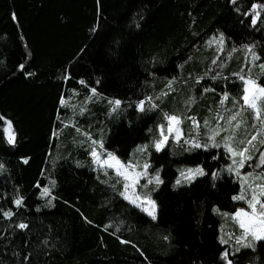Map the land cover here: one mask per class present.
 Instances as JSON below:
<instances>
[{"label": "trees", "instance_id": "16d2710c", "mask_svg": "<svg viewBox=\"0 0 264 264\" xmlns=\"http://www.w3.org/2000/svg\"><path fill=\"white\" fill-rule=\"evenodd\" d=\"M252 2L237 0L233 6L230 0H100L98 5L97 0H0V116L13 122L17 140L15 145L7 143L0 120V209L15 213L10 219L0 214V264H222L219 253L227 246L219 243L222 219L213 208L234 212L244 206L232 200L240 191L234 174L222 171L215 180L211 176L229 161L222 148L188 152L189 145L170 142L161 153L152 150L151 162L164 180L152 193L159 206L152 219L102 183L108 177L91 165L89 145L80 143L86 139L83 131L95 138L102 133L105 148L126 161L136 145L157 134L165 112L196 116L201 124L206 116L211 119L223 91L241 94L242 85L231 76L246 67L241 46L254 42L258 52L264 49V23L252 28L243 16ZM234 7H241V13ZM219 32L227 38L226 48L237 51L230 59L227 52L220 54L226 67L213 65V74L223 75L216 80L205 76L196 85L215 91L198 97L194 77L207 70L216 55V45L206 42ZM261 56L257 63L264 62V52ZM172 77L178 81L169 91L166 85ZM80 79L103 94V102L94 100L84 115L59 104V97L69 86H79ZM193 94L197 102L186 107L184 101ZM146 96L159 107L141 113L135 104ZM115 98L124 104L109 114L108 101ZM226 107H232L230 100ZM252 117L249 113L244 137L255 131ZM182 127L187 133L191 122L185 120ZM53 132L60 134L59 144ZM218 153L220 158L213 160ZM22 157L28 158L27 164ZM196 164H203L208 175L173 188L179 167ZM109 175L110 183L115 182L111 170ZM50 178L56 187L48 206L50 197L40 196L37 181L42 187ZM17 194L25 197L20 208L12 203ZM20 222L28 227L18 228ZM237 259L239 264H264V245L257 242L255 250L242 249Z\"/></svg>", "mask_w": 264, "mask_h": 264}, {"label": "snow or ice", "instance_id": "6c2138e0", "mask_svg": "<svg viewBox=\"0 0 264 264\" xmlns=\"http://www.w3.org/2000/svg\"><path fill=\"white\" fill-rule=\"evenodd\" d=\"M230 2L233 6L237 4V0H230ZM99 3L100 0H97L98 5ZM234 10L237 13H241V7H234ZM262 13H264V3L253 0L250 7L243 12V16L250 19V27L256 28L258 23H264V15ZM13 17L15 18V13H13ZM134 23L135 27H140L139 22L134 21ZM240 23L243 24L244 21H240ZM98 27L99 25L94 26L91 31L96 32ZM226 40L224 32H219L218 35L214 34L206 42L209 47L213 44L216 45V55L211 60L208 69L194 77L195 83H199L205 76L211 75V79L216 80L223 75L222 71H215L213 74V65L221 70L224 69L226 61L222 60L220 54L227 52V58L230 59L232 54L237 51L236 47L228 50L226 48ZM241 47L245 52L246 67H242L239 71L231 74L242 85L241 94L233 96L229 91H223L215 115L211 119L205 118L202 124L196 116L165 112L163 113L165 122L156 126L157 134L152 137L150 142L137 145L126 161L122 160L115 151H108L105 148L102 133L97 139L93 137L91 132H83L86 138L84 143L89 145L88 155L91 157V165L108 177L102 183L110 184V187L119 191L121 197L146 212L152 219L157 218L159 209L152 193L164 183L160 175V169L150 172V169L153 168L151 162L152 150L156 153H161L170 142L176 145H189L185 149L188 152H194L197 149L222 148L223 155L228 157L230 163H227L223 169L213 171L211 176L215 180L222 171H226L229 174L234 173L239 179L240 191L232 196V200L243 202L246 205L245 207L236 208L232 213L221 212L217 207L213 208V212L230 217L234 225L239 229V234H237L234 231L224 233L223 228H221V234L218 236L219 243L224 246L231 244V248L224 247L219 253L222 264H239L237 256L242 249L255 250L257 242L264 245V83L261 82V77H264V62L257 63L262 61L261 52H264V49L258 52V45L254 42L243 44ZM81 51L83 52V49ZM19 68L23 70L25 65L21 63ZM254 68H258L259 71L254 73ZM25 74L32 76L35 73L26 72ZM189 76L191 77L192 74L190 73ZM69 78L70 73L64 76L66 80ZM177 81V77H172V79L168 80L166 87L169 91L174 90L173 85ZM95 83L99 85L101 81L97 79ZM79 84L88 86V82L84 79H80ZM88 87L90 95L86 97V101H93L102 97L103 94L99 93L96 87ZM209 90L215 91L214 88H205L203 91L206 93ZM161 95L167 96L168 92H162ZM229 100L232 104L231 108L226 107ZM146 101L149 104L147 109L145 108ZM108 102L110 105L109 114L118 112L124 104V101L118 98L109 99ZM196 102L197 97L193 94L184 101V104L186 107H190ZM60 104L66 106L67 100L61 97ZM158 107L159 105L154 102V98L151 96H146L135 104V108L141 113L157 109ZM87 111L88 109L85 106L80 108L81 115H84ZM209 111L211 112L212 110L209 109ZM247 111L253 113L252 127L255 132L251 135V138L239 135V129L242 126L245 128L247 126V121L243 118ZM225 113H229V115L225 117ZM0 120L4 121L3 133L7 143L15 145L17 140L13 122L3 116H0ZM185 120L191 122V128L187 133L182 127ZM72 124L73 127L76 126L74 121ZM76 130L80 131L79 128H76ZM149 132L151 133L152 130L149 129ZM57 134V132H53L54 136ZM202 136L203 139H201ZM219 158V153L212 156L213 160H218ZM22 160L25 164L28 163L27 157H22ZM75 163L78 167L83 166L81 161H75ZM246 165L251 166L253 171L242 172ZM53 167H55V162H53ZM2 169L3 165L0 164V170ZM256 169H261V171L256 172ZM110 170L114 173L115 182L113 183H110L113 180V176L109 175ZM41 175H44V173L42 172ZM206 175H208V170L203 164L187 166L179 170V176L172 186L173 188H178L182 184H192L198 177ZM141 178L145 179L146 182L144 184H141ZM118 184L121 185L120 189H117ZM149 185H152L151 189H149ZM37 187L40 188L39 194L41 197H50L47 203L48 206H51L52 200L55 199L52 191L56 187V181L50 178L49 184L42 187L37 181ZM24 202L25 197L20 194H17L12 200L16 208L23 206ZM0 214L6 219H10L15 215L12 208L7 210L0 209ZM17 227L26 229L28 225L20 222ZM165 239L167 240L168 237H165Z\"/></svg>", "mask_w": 264, "mask_h": 264}, {"label": "rangeland", "instance_id": "374dc122", "mask_svg": "<svg viewBox=\"0 0 264 264\" xmlns=\"http://www.w3.org/2000/svg\"><path fill=\"white\" fill-rule=\"evenodd\" d=\"M254 69H256V68H254ZM253 69V70H254ZM197 85V83H195L194 84V86H195V90H200V92H198L197 94H198V97H202V96H206V94L208 93V92H204L203 90L205 89V88H209V89H213L212 87H202V86H196ZM209 91H211V90H209ZM88 95H90V91H89V89H86V88H84L83 86H81V85H79V86H69L68 88H67V92H66V94L65 95H61L60 97H59V104H60V100H61V97H63V98H65L66 100H67V105L65 106V105H61V107H63L62 109H66V108H69L70 110H71V112H76V110L77 109H80L82 106H85V107H88L89 105H91L93 102H94V100L93 101H86V97L88 96ZM96 100V102H103L102 101V99L101 98H99V99H95ZM95 102V103H96ZM73 106H75V107H73ZM249 113H250V115H252V113L250 112V111H247V112H245V114H244V119L247 121V123H248V118H249ZM227 115H229V114H227ZM227 115H225V117H227ZM247 117H246V116ZM59 115H57V117H58ZM211 116H206L205 118H210ZM59 118H60V116H59ZM252 119H253V117H252ZM61 122V121H60ZM251 124H253V120H252V122H251ZM244 128L245 127H241L240 129H239V135L241 136V137H244L245 135V133L243 134V131H244ZM84 132V131H83ZM82 132V133H83ZM255 132V131H254ZM254 132H252V133H254ZM59 133L56 135V140H55V142L56 143H58L59 144V139H60V137H59ZM99 138V137H98ZM97 138V139H98ZM247 138H251V135L250 136H248ZM86 139H83V140H81V143H80V146H86V145H88L87 143H84V141H85ZM139 145V144H138ZM137 146V145H136ZM136 148V147H135ZM134 148V149H135ZM133 149V150H134ZM109 151V150H108ZM132 153H133V151L131 152V155H132ZM229 160V159H228ZM228 163H230V160L228 161ZM184 167H187V166H180L179 167V170L180 169H182V168H184ZM224 168V167H223ZM155 169H160V168H158V167H153L152 169H150V172H154L155 171ZM178 170V171H179ZM246 171H253V168L251 167V166H249V165H246L245 166V168L244 169H242V172H246ZM261 171V169H256V172H260ZM226 172V171H225ZM234 174V173H233ZM235 175V174H234ZM178 176H179V173H178ZM177 176V177H178ZM177 179V178H176ZM176 179H175V181H176ZM238 179V178H237ZM175 181H174V183H175ZM238 181H239V179H238ZM146 181H145V179L144 178H141V184H144ZM173 183V184H174ZM182 185H187V184H182ZM181 185V186H182ZM152 188V185H149V189H151ZM139 190V189H138ZM241 203H243V202H241ZM243 205L244 206H242V207H245L246 205L243 203ZM221 212H224V211H221ZM146 213V212H145ZM228 213H232V212H228ZM147 214V213H146ZM217 214V213H216ZM148 215V214H147ZM220 217H221V219H222V223H221V227H220V234H221V228H223V231H224V233H227V232H229V231H234V232H236L237 234H239V229H238V227L236 226V225H234V223H233V221L230 219V217H225V216H223V215H220V214H218ZM149 216V215H148ZM150 217V216H149ZM223 218H224V221H223ZM227 247H229V248H231V244H229V245H227ZM247 264H259V263H257V262H250V263H247Z\"/></svg>", "mask_w": 264, "mask_h": 264}]
</instances>
